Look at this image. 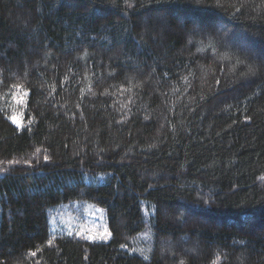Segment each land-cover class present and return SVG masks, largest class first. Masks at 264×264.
<instances>
[{
	"label": "trees",
	"instance_id": "16d2710c",
	"mask_svg": "<svg viewBox=\"0 0 264 264\" xmlns=\"http://www.w3.org/2000/svg\"><path fill=\"white\" fill-rule=\"evenodd\" d=\"M0 264H264V0H0Z\"/></svg>",
	"mask_w": 264,
	"mask_h": 264
},
{
	"label": "rangeland",
	"instance_id": "374dc122",
	"mask_svg": "<svg viewBox=\"0 0 264 264\" xmlns=\"http://www.w3.org/2000/svg\"><path fill=\"white\" fill-rule=\"evenodd\" d=\"M193 18V28L191 30V33H197L200 29L209 28L214 25V21L212 19H199L196 17ZM198 20H202V23L197 22ZM231 41H235V39H232ZM207 60H209V57L205 56L204 61L207 62ZM210 62H212V59ZM15 90L16 88H14V92ZM15 121L18 122L19 119L15 117ZM49 222L51 224V227L69 229L71 231L79 232L87 236L107 235V228L103 219V214L92 204L75 203L67 204L65 206L62 205V207L59 208L56 214H52L51 210ZM240 225L243 226L244 224L241 222Z\"/></svg>",
	"mask_w": 264,
	"mask_h": 264
},
{
	"label": "snow or ice",
	"instance_id": "6c2138e0",
	"mask_svg": "<svg viewBox=\"0 0 264 264\" xmlns=\"http://www.w3.org/2000/svg\"><path fill=\"white\" fill-rule=\"evenodd\" d=\"M15 120V118H13Z\"/></svg>",
	"mask_w": 264,
	"mask_h": 264
}]
</instances>
